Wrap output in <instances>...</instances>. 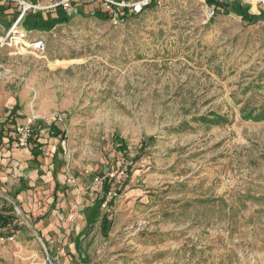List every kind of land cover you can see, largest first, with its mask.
Instances as JSON below:
<instances>
[{
  "label": "rangeland",
  "instance_id": "rangeland-1",
  "mask_svg": "<svg viewBox=\"0 0 264 264\" xmlns=\"http://www.w3.org/2000/svg\"><path fill=\"white\" fill-rule=\"evenodd\" d=\"M3 1L0 121L19 105L48 144L15 200L29 153L0 151V200L21 225L0 238V264H264V22L160 0L115 25L76 0L83 16L55 28L40 17L54 29L39 54L23 22L25 43L9 33L21 3L56 14L57 0ZM56 115L64 137L52 140ZM124 167L106 237L95 179Z\"/></svg>",
  "mask_w": 264,
  "mask_h": 264
},
{
  "label": "trees",
  "instance_id": "trees-1",
  "mask_svg": "<svg viewBox=\"0 0 264 264\" xmlns=\"http://www.w3.org/2000/svg\"><path fill=\"white\" fill-rule=\"evenodd\" d=\"M9 2V8H12V1L11 0H5V3ZM213 2V1H209ZM157 4L155 2H150L144 9H153ZM102 6V5H101ZM18 7V6H17ZM103 7V6H102ZM16 8V7H14ZM223 11L225 9L227 12H232L235 13L242 18L246 20H256V21H264V12L260 16H255L252 15L249 12V7L242 5L238 2H230L227 3L225 6L222 7ZM92 10V9H91ZM22 11H19L20 15L22 14ZM57 15L58 17L55 19H52L48 21V27H55L58 24H62L66 21H70L71 18L75 15H84V10L83 7L80 5L79 2L74 1L72 3V7L65 11L61 7L57 8ZM222 13V12H221ZM94 15H97L99 18L110 20L111 16L102 8L99 12H95ZM136 16L134 13H132L130 10H126L123 13H120L117 15V20L121 23H124L126 20ZM23 22L22 28L26 29L27 31H32V30H40L43 28L42 25H40V16L39 13L36 12L34 13V9L30 8L28 9L22 19L20 20L19 23ZM20 111L19 105H16L15 108L11 111L10 115L5 119L0 121V151L6 149V146H12V145H18L16 138L14 136L15 131L17 126L20 124L18 121L22 119V115H19L18 112ZM209 116H212L213 118L219 120V121H224L223 117L218 115L217 113H211ZM58 115L55 116V121L49 126V133L48 137L51 139H61V137H64V134L62 133L61 127L58 126ZM249 119H252V116L249 115ZM255 119L257 120H264V112L261 111L260 113L256 114ZM200 122H208L209 118L208 116H204L198 119ZM31 134L29 137V143H28V149L30 150L32 157H33V162H38L39 157L42 155V149L44 147L43 144L40 143L41 138L45 137L46 134H43L41 126L36 127V125L31 126ZM22 180V179H21ZM23 182V181H22ZM104 183V182H103ZM126 184V183H125ZM1 186V182H0ZM111 185L110 183L106 180L105 183L103 184V197H102V202L106 200V196L108 195L110 191ZM23 192V190H18L14 192V200L18 198V196ZM3 202V204H2ZM102 206V204H101ZM98 214L97 211H95L92 215L96 216ZM112 214L113 212H107L104 213L101 216V231L104 236L107 237L109 230L111 229L112 226ZM18 217L14 214V208L10 206L8 208V203L1 201L0 200V238H10L13 237V230L19 228L21 225L18 223Z\"/></svg>",
  "mask_w": 264,
  "mask_h": 264
},
{
  "label": "built area",
  "instance_id": "built-area-1",
  "mask_svg": "<svg viewBox=\"0 0 264 264\" xmlns=\"http://www.w3.org/2000/svg\"><path fill=\"white\" fill-rule=\"evenodd\" d=\"M16 2H20V0H15ZM76 0H57L54 5H52L51 8H59L61 7L63 10L67 11L71 8L72 3ZM85 1H91V2H98L101 4L104 8V10L111 16V21L118 25L117 15L120 13H123L126 10H130L135 15L140 14L144 8L150 3L155 2L158 4V1L160 0H146L142 3H134L130 0H85ZM207 7L209 18H215L218 16L221 12H223V6H225L227 3L230 2H238L242 5L249 7V12L252 15L260 16L264 12V0H202ZM209 1H213L212 3ZM24 6L23 12L21 16L19 17L17 23L15 26H13L12 30L9 34L13 33V29L15 28L19 29V22L22 19L26 9L32 8L33 6L28 5L26 3H21ZM15 35V33H13ZM16 36V35H15ZM16 38V37H15ZM34 46V51H36L39 54H44L47 48V43L44 39H37L35 42L32 43ZM31 125H25L20 123L15 131V138L17 141V144L19 147L27 148L29 143V137L31 134ZM129 175V168L124 167L121 170L112 172L110 175H108L105 178H99L97 177L95 179V182L98 185H102L103 182L106 180L110 183L111 188L108 194H110V198L108 197L104 203L102 204L103 209H107L110 212L111 211V202L114 198L118 197V195L123 190L124 182L126 181V178H128ZM106 212V213H107Z\"/></svg>",
  "mask_w": 264,
  "mask_h": 264
},
{
  "label": "crops",
  "instance_id": "crops-1",
  "mask_svg": "<svg viewBox=\"0 0 264 264\" xmlns=\"http://www.w3.org/2000/svg\"><path fill=\"white\" fill-rule=\"evenodd\" d=\"M1 1V0H0ZM3 2H5V1H3ZM37 3H47V1L46 0H37ZM34 7H36V6H34ZM30 9V8H29ZM9 10H11V9H9ZM28 9H26V11H27ZM25 11V12H26ZM36 11H39L38 13H39V16L41 17V19L46 23V22H48V21H50V20H52V19H55V18H57L58 17V15H57V13L55 14V13H52V12H47V13H41L42 12V10H34V13H36ZM13 14V13H12ZM261 22H264V21H261ZM56 27V26H55ZM54 27V28H55ZM22 28V27H21ZM53 28V29H54ZM23 29V31H25V33H33V32H35V34H38L37 35V37H33L32 39H44V40H47V38H49V36H50V34L52 33V31H53V29H51V30H49V31H46V30H44V29H42V30H37V31H27L26 29H24V28H22ZM19 31V30H18ZM18 33H20V32H18ZM21 34V33H20ZM53 140V139H52ZM40 143L41 144H43L44 145V147H43V149H42V155L39 157V159H38V162H33L32 160H33V157H32V154H31V152H30V150L28 149V148H24V150H27L26 152H28L29 154L27 155V157L25 158V160L23 161V162H21V164H20V166H21V169L18 171V173H19V176H20V178L22 179V181L23 182H21L20 183V186L14 191V192H16V191H18V190H23V192L21 193V194H24V192L29 188L27 185H26V183H25V179H27L28 178V173L30 172V171H37L38 169H41V168H43L44 167V165H43V163H44V161H42V160H44V157H45V150L47 149V145L46 144H48V141H42V139L40 140ZM16 146H18V145H16L15 144V146L13 145V149L16 147ZM10 146L8 147V146H6V149H4V150H2V151H10ZM1 151V152H2ZM21 172V173H20ZM25 178V179H24ZM57 186V185H56ZM57 189V187H55L54 188V194H56V190ZM20 194V195H21ZM19 195V196H20ZM18 196V197H19ZM84 227V226H83Z\"/></svg>",
  "mask_w": 264,
  "mask_h": 264
},
{
  "label": "bare ground",
  "instance_id": "bare-ground-1",
  "mask_svg": "<svg viewBox=\"0 0 264 264\" xmlns=\"http://www.w3.org/2000/svg\"><path fill=\"white\" fill-rule=\"evenodd\" d=\"M16 30H17V28H15V30L13 29V33H15V39L17 40V41H21V42H23V43H25V36L26 35H22V36H20V35H17V33H16ZM29 48H32L33 50H34V46H33V44H27V43H25Z\"/></svg>",
  "mask_w": 264,
  "mask_h": 264
},
{
  "label": "water",
  "instance_id": "water-1",
  "mask_svg": "<svg viewBox=\"0 0 264 264\" xmlns=\"http://www.w3.org/2000/svg\"><path fill=\"white\" fill-rule=\"evenodd\" d=\"M49 264H58V263L55 261H49Z\"/></svg>",
  "mask_w": 264,
  "mask_h": 264
}]
</instances>
